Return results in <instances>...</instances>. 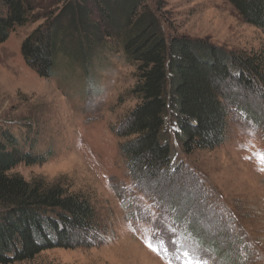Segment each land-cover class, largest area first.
<instances>
[{"label": "rangeland", "instance_id": "obj_1", "mask_svg": "<svg viewBox=\"0 0 264 264\" xmlns=\"http://www.w3.org/2000/svg\"><path fill=\"white\" fill-rule=\"evenodd\" d=\"M157 2L167 20L166 34L206 38L225 50L264 56V31L247 24L227 1ZM29 3V21L0 44V126L21 140L29 137L33 151L52 150L55 155L42 165L21 164L12 174L82 193L95 210L100 239L82 238L78 245L49 249L15 264H264L260 97L232 88L235 106L248 112L251 107L249 114L259 122L232 107L225 141L217 148L186 156L172 141L174 158L183 169L175 178L157 182L155 208L134 188L120 153L127 140L118 136L119 128L137 104L130 93L135 67L119 53L93 63L87 75L58 56L54 74L40 77L23 59L21 44L44 27L61 1ZM179 212L181 225L173 221ZM188 222L204 243L182 237ZM209 240L220 242L223 250L231 245L226 251L232 261L210 249Z\"/></svg>", "mask_w": 264, "mask_h": 264}, {"label": "trees", "instance_id": "obj_2", "mask_svg": "<svg viewBox=\"0 0 264 264\" xmlns=\"http://www.w3.org/2000/svg\"><path fill=\"white\" fill-rule=\"evenodd\" d=\"M60 1L44 27L22 42L20 53L43 78L54 74L58 56L87 75L93 63L119 53L135 67L136 83L130 93L137 104L118 136L127 140L120 153L132 184L151 206H159L157 182L171 180L183 169L182 160L178 165L174 158L172 141L186 156L213 150L225 141L232 107L255 120L251 107L248 112L235 106L237 93L232 88L259 96L264 105V87H258L264 86L262 53L225 50L206 38L166 34L167 20L157 0ZM225 1L247 24L264 31V0ZM31 10L29 0H0V44L29 21ZM29 141L0 126V264L70 248L82 238L100 239L95 210L82 193L12 174L21 164L42 165L54 157L52 150L33 151L35 144ZM182 216L175 214L173 221L181 225ZM191 225L186 224L182 237L188 243L190 239L204 243ZM208 245L221 259L232 261L227 253L231 245L227 251L214 240Z\"/></svg>", "mask_w": 264, "mask_h": 264}]
</instances>
